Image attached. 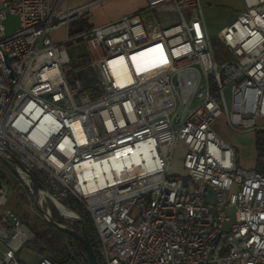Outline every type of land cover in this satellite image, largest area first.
Segmentation results:
<instances>
[{
	"label": "built area",
	"instance_id": "2783aa9c",
	"mask_svg": "<svg viewBox=\"0 0 264 264\" xmlns=\"http://www.w3.org/2000/svg\"><path fill=\"white\" fill-rule=\"evenodd\" d=\"M102 1L0 0V157L28 168L55 199L71 196L87 209L103 264H264V140L260 161L245 167L214 129L221 117L233 132L264 133V0H242L217 31L227 54L219 61L201 0H145L176 13L164 26L155 15L144 24L137 11L69 35V24ZM8 14L18 17L10 34ZM74 36L96 74L95 95L67 76ZM119 57L124 83L109 67ZM3 63H12L21 87H3ZM132 153L135 164L113 171L120 183L104 179L93 192L95 183L79 180L83 160ZM7 190L0 180V264H26L15 252L33 235L4 207ZM35 193L41 203L45 195ZM35 264L56 262L41 255Z\"/></svg>",
	"mask_w": 264,
	"mask_h": 264
},
{
	"label": "rangeland",
	"instance_id": "374dc122",
	"mask_svg": "<svg viewBox=\"0 0 264 264\" xmlns=\"http://www.w3.org/2000/svg\"><path fill=\"white\" fill-rule=\"evenodd\" d=\"M132 2L133 0H107L98 8H94L89 12H86L85 16H88L89 18H94L95 11L99 10L108 13V14L104 13L106 15L100 16V17L102 16L106 17L108 15H112L119 8L126 9L130 7L132 5L131 4ZM238 3L239 6L238 5L233 6L231 3L224 2L223 5H218L217 7H215L214 0H201V6H202V11L204 14L206 26L208 28L209 34L211 35L213 51L218 61L223 60L227 54L224 53L223 46L218 41L215 33L219 28L224 26L231 18H233L234 15L243 7L241 0H238ZM140 14L144 24H146L147 17L155 15L156 16L155 24L158 26H164L166 24L175 22L177 19L176 13L171 9L152 10L150 8H145L143 11L140 12ZM83 23H84L83 26L85 25L88 26L86 21H84ZM81 24H82V17L77 18L74 22H72L71 26L69 24V28H68L69 35L76 34L79 30L83 29L84 27L79 28ZM17 25H18V17L16 15L8 14L5 20L6 33L10 34L14 30V28L17 27ZM70 29H74L75 32L70 34ZM156 33L157 32H154L153 35H155ZM61 34H62L61 29H58L54 32V35L57 38H60ZM66 47L71 65V69L67 73L68 78H77L81 82V84H83L82 81L84 80H97L94 70L90 67L88 63L89 58L83 41L80 40L79 37L74 36L73 40L68 41L66 43ZM82 54L84 56H82ZM225 93L226 96L228 97L227 89H225ZM214 129L218 133V135L226 139L233 146L236 154V161L238 164L240 163L239 165L242 164L244 166H247L248 164L250 165L253 164L254 167L256 163L260 161V155H258L255 147V139H256L255 136L257 134L258 135L257 137L261 139V137L264 136V133L254 132V131L233 132L227 128L226 124L224 123V119L221 117L216 118L214 122ZM180 160H181V148L178 147L174 153V161L172 165L173 169L176 171L181 170ZM1 162H3V160L0 157V171L6 172L7 170L2 165ZM11 163L16 167L15 160ZM8 169L10 171L9 172L10 177H9V183L6 182L8 185V190L6 195V203L4 207L12 209L19 216L22 223L25 224L32 232L33 235L32 238L34 237L35 232L44 229L48 224H50L45 219L43 214L40 212L39 208H43V209L48 208L49 213L51 214L54 220L68 227H71L70 225L73 226L80 225L76 219L72 218L74 216L66 214L57 205L55 206V204L52 201H50L48 198L45 197L44 200H42L40 203V200L38 199V196H36L35 191L31 193L28 187L26 186V184L24 183L23 179L17 173L12 171L9 167ZM12 185L14 187H12ZM32 187H34L33 184ZM59 201L63 205H65L68 208V210H71L73 214H76L77 217H81V213L79 212V210L76 209V207H73V205L80 204L81 207L86 212L85 214H83V218H86L87 216L90 217L87 209L75 198L71 196H67L63 198V200H59ZM59 210L64 215L61 214ZM15 255L17 259H19L20 261L26 264H34L37 259V256L38 255L40 256V254L37 251L32 249V247H30L26 243L21 244L17 248Z\"/></svg>",
	"mask_w": 264,
	"mask_h": 264
},
{
	"label": "trees",
	"instance_id": "16d2710c",
	"mask_svg": "<svg viewBox=\"0 0 264 264\" xmlns=\"http://www.w3.org/2000/svg\"><path fill=\"white\" fill-rule=\"evenodd\" d=\"M83 22L84 21H82L80 28H83ZM73 32H75V30L70 29V34ZM82 56L84 55L82 54ZM82 83V91L89 92V94L91 95H95L96 93H98L99 90L97 80H84L82 81ZM257 136L258 135L256 134L255 147L259 155L262 150V140H264V136H262L261 139H259ZM1 163L7 171H0V179L9 183L10 171L3 162ZM12 187L14 186L12 185ZM73 207H76V209L81 213L84 228L90 240L91 247L97 256L99 263L103 264L98 254V235L97 232H95L96 229L91 218L89 216L83 218V214H85L86 212L80 204H74ZM71 227L77 231H80V225H74ZM24 243L37 251L40 256L48 255L57 264H87V257L81 243L75 237L70 236L69 234L63 232L62 230L56 228L51 224H48L44 229L35 232L34 237L31 240L25 241Z\"/></svg>",
	"mask_w": 264,
	"mask_h": 264
},
{
	"label": "bare ground",
	"instance_id": "6f19581e",
	"mask_svg": "<svg viewBox=\"0 0 264 264\" xmlns=\"http://www.w3.org/2000/svg\"><path fill=\"white\" fill-rule=\"evenodd\" d=\"M109 65H110L109 66L110 71H111L113 78H114L116 83H124L127 80H129L130 77L128 75V71L126 68V62H125L123 57H119V58L112 60L109 63ZM3 71H4V73H2V85L4 88L17 89L18 87L22 86V79H21V77H19L18 72H13L12 63H3ZM31 118H32V115H31ZM43 125H44V120H41L39 122V124L35 127L34 131L35 132L37 130L42 131L44 128ZM73 131L75 133V136L77 138L81 139L82 144H84V142H85L84 140L86 138L84 136H81L82 129L79 127L78 124H76V123L73 124ZM120 160L121 161H119V160H117V158H115L109 162V160L95 161V160L85 159L81 163L77 164V172L79 175V180L81 182H86L85 186H89V185L91 186V184L95 183L96 189L93 192H99L102 189L101 182L104 179H108V181L110 182V184H106V186L107 185L108 186L116 185V184L120 183L121 181H119L117 179L118 177L111 178V176L113 175V171L118 172L123 165L126 164V166H128V164H129L131 166L132 164H135L137 162V159H136V156L134 153H132L128 157H124L123 159H120ZM146 161L148 163L147 157H146ZM15 164H16V162H15ZM129 170H133V168H129ZM19 174L25 178L24 173L19 172ZM33 189L35 191H37V189L35 187H33ZM57 200L58 199H56V201ZM56 204L66 214L74 216V217L76 216V214H73L71 210H68V208L65 205H63L59 200L57 201Z\"/></svg>",
	"mask_w": 264,
	"mask_h": 264
},
{
	"label": "water",
	"instance_id": "95a60500",
	"mask_svg": "<svg viewBox=\"0 0 264 264\" xmlns=\"http://www.w3.org/2000/svg\"><path fill=\"white\" fill-rule=\"evenodd\" d=\"M1 159L12 171H14L15 173L19 172V170L10 161H8L4 158H1ZM15 162L19 165L20 170L28 176V178L31 180L32 184L37 189V191H41L45 195V197L48 198L50 201H52L56 206L57 201L55 200V198L48 192V190L42 185V183L33 175V173L30 170H28L24 165L19 163L17 160H15ZM39 210L43 214L45 219L50 224H52L56 228L62 230L63 232L69 234L70 236L75 237L81 243V245L84 249V252L86 254V257H87V264H100L98 259H97L95 252L93 251V249L91 247L90 240H89L87 232L84 228L83 220L81 219V217H77V216L72 217V218L76 219L80 224V231H77L74 228L68 227V226L54 220L52 218L51 214L48 213L43 208H39ZM59 212H60V210H59ZM60 213L63 214L62 212H60Z\"/></svg>",
	"mask_w": 264,
	"mask_h": 264
},
{
	"label": "crops",
	"instance_id": "0c3cea01",
	"mask_svg": "<svg viewBox=\"0 0 264 264\" xmlns=\"http://www.w3.org/2000/svg\"><path fill=\"white\" fill-rule=\"evenodd\" d=\"M87 1H89V0H74V2H75V4H83V3H86ZM105 1H107V0H103L101 3H99V4H97V5H95V6H92V7H90L89 9H87V10H84L83 12H82V14L80 15V17H78V18H81L82 17V21H86V23L88 24V26H92V25H99V24H103V23H105V22H108V21H110V20H113V19H116V18H118V17H120V16H122V15H124V14H128V13H132V12H141V11H143L145 8H146V2H145V0H133V2L131 3L132 5L130 6V7H128V8H126V9H124V8H119L117 11H115L112 15H108V16H106V17H100L101 15H106V14H108V13H106V12H103V11H99V10H97V11H95V16H94V18H89L88 16H85V13L86 12H89L90 10H92V9H94V8H98L100 5H102ZM242 1V0H241ZM224 2H227V3H231L233 6L234 5H238L239 6V3H238V0H214V4H215V7H217L218 5H223L224 4ZM242 4H243V1H242ZM232 8V7H231ZM104 13H106V14H104ZM99 16V17H98ZM140 16H141V14H140ZM142 18V17H141ZM232 19V18H231ZM230 19V20H231ZM88 21V22H87ZM206 23V22H205ZM85 26H87V25H85ZM84 27V26H83ZM207 27V26H206ZM80 28V27H79ZM220 29V28H219ZM218 29V30H219ZM207 30H208V28H207ZM217 30V31H218ZM217 33V32H216ZM215 33V34H216ZM55 38H57L56 36H55ZM240 164V163H239ZM242 165V164H241ZM242 166H244V165H242ZM245 167H253V164L252 165H250V164H248L247 166H245ZM70 226H73V225H70ZM39 255L37 256V259H36V261H35V263L37 262V260L39 259ZM34 263V264H35Z\"/></svg>",
	"mask_w": 264,
	"mask_h": 264
}]
</instances>
